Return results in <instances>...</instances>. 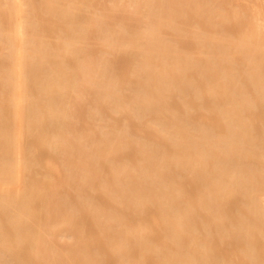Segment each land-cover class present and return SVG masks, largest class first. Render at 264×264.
<instances>
[{
	"label": "bare ground",
	"instance_id": "bare-ground-1",
	"mask_svg": "<svg viewBox=\"0 0 264 264\" xmlns=\"http://www.w3.org/2000/svg\"><path fill=\"white\" fill-rule=\"evenodd\" d=\"M0 264H264V0H0Z\"/></svg>",
	"mask_w": 264,
	"mask_h": 264
}]
</instances>
